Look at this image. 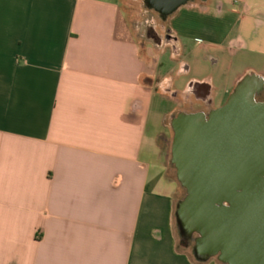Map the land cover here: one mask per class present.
Here are the masks:
<instances>
[{"label":"crops","instance_id":"0c3cea01","mask_svg":"<svg viewBox=\"0 0 264 264\" xmlns=\"http://www.w3.org/2000/svg\"><path fill=\"white\" fill-rule=\"evenodd\" d=\"M136 1L0 0V264H218L182 246L171 119L264 83V0H185L159 43Z\"/></svg>","mask_w":264,"mask_h":264},{"label":"water","instance_id":"95a60500","mask_svg":"<svg viewBox=\"0 0 264 264\" xmlns=\"http://www.w3.org/2000/svg\"><path fill=\"white\" fill-rule=\"evenodd\" d=\"M253 79L246 76L208 119L185 115L173 147L188 189L179 222L194 224L228 264H264V103L244 90Z\"/></svg>","mask_w":264,"mask_h":264},{"label":"flooded vegetation","instance_id":"af4514ba","mask_svg":"<svg viewBox=\"0 0 264 264\" xmlns=\"http://www.w3.org/2000/svg\"><path fill=\"white\" fill-rule=\"evenodd\" d=\"M175 1L176 0H144L145 2L144 4L149 10H155L159 14L160 18L163 19L166 17V15H168V13L170 12L169 7H171L172 3H174ZM148 21H147V27H148L149 35L152 37L153 40L157 39L161 41V37L155 31V24H150L151 20H148ZM242 81L243 80H241L239 84ZM259 87L260 86L258 85V79L251 80L250 83L244 86L245 94L249 95V93H252L254 96L255 102L264 103V86L261 88ZM213 110L214 109H205V110H201L195 113L180 112V113L175 114L171 119L172 128L174 132L173 147L176 145V136H177L176 133L178 130L181 129V125H182L181 123L184 121L185 115L201 113L206 117V119H208L210 113ZM172 164L174 165L177 178L181 182V186L186 191L185 197L180 202L182 204V202L188 195V189L186 188V185H185L186 182L182 178L183 177L182 170L181 168H179V165L173 154V148H172ZM194 228H195L194 224H188L186 222L185 223L183 222L181 224L182 243L185 246H191L198 256L215 257L221 261L220 259V256L222 255L221 251H218L217 247L210 244L207 241V238L202 236L198 231H195ZM225 264H228V263H225Z\"/></svg>","mask_w":264,"mask_h":264},{"label":"rangeland","instance_id":"374dc122","mask_svg":"<svg viewBox=\"0 0 264 264\" xmlns=\"http://www.w3.org/2000/svg\"><path fill=\"white\" fill-rule=\"evenodd\" d=\"M145 2L143 1V4L136 1V3L134 4L135 7H136V11L137 13L140 15L141 12H144L146 14V20H151V23L150 24H155V31L159 30L161 33H162V19L160 18L159 14L155 11V10H149L145 4ZM154 20V21H153ZM149 22V21H148ZM147 33H148V27H147ZM157 33V32H156ZM149 35V33H148ZM150 36V35H149ZM156 43H159L160 40H157L155 39L154 40ZM230 96H228L224 102V104L228 101ZM223 104V105H224ZM171 135H173V132L171 133ZM170 174L173 175L176 179L177 178V175H176V171H175V168H174V165L172 164V154H171V161H170ZM178 183H179V192H178V195H177V209L180 205V202L183 200V198L185 197L186 195V191L185 189L181 186V182L178 180ZM177 217H178V213H177ZM182 238V237H181ZM183 248L186 249L187 251H189L192 255L196 254V252L193 250V248L191 246H185L184 244H182ZM201 258V256H200ZM216 262L219 264V263H222L221 261H219L217 258H215ZM224 264V263H223Z\"/></svg>","mask_w":264,"mask_h":264}]
</instances>
